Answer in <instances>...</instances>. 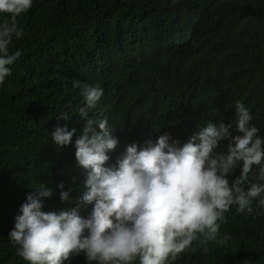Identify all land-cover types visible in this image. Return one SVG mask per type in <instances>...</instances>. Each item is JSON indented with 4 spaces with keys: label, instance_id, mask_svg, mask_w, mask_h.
Here are the masks:
<instances>
[{
    "label": "trees",
    "instance_id": "trees-1",
    "mask_svg": "<svg viewBox=\"0 0 264 264\" xmlns=\"http://www.w3.org/2000/svg\"><path fill=\"white\" fill-rule=\"evenodd\" d=\"M18 22L24 36L12 51L22 54L0 85V264H27L8 234L32 188H55L45 212L70 210L82 195L74 143L86 121L58 119L82 104L74 80L104 89L89 118L116 127L107 166L129 144L166 132L183 143L206 121L231 124L238 100L264 126V0H35ZM65 123L76 136L58 150L50 132ZM226 216L217 242H194L175 264H264V216Z\"/></svg>",
    "mask_w": 264,
    "mask_h": 264
},
{
    "label": "clouds",
    "instance_id": "clouds-1",
    "mask_svg": "<svg viewBox=\"0 0 264 264\" xmlns=\"http://www.w3.org/2000/svg\"><path fill=\"white\" fill-rule=\"evenodd\" d=\"M34 2L0 0V85L21 57L13 42L23 38L18 21ZM72 87L82 104L58 119L78 114L86 121L74 143L87 172L84 190L70 210L45 212L44 199L55 188L44 182L31 187L8 234L27 264H71L81 255L87 264H175L194 242H217L233 208L238 215L264 216V126L253 123L242 100L232 106L231 124L206 121L183 143L166 132L143 146L129 144L117 164L107 166L119 144L116 127L107 118H89L104 89L78 80ZM76 132L58 125L52 143L63 150ZM223 145L225 151H217ZM56 187L61 201H70L64 183Z\"/></svg>",
    "mask_w": 264,
    "mask_h": 264
}]
</instances>
